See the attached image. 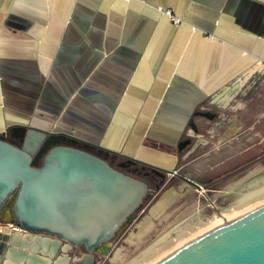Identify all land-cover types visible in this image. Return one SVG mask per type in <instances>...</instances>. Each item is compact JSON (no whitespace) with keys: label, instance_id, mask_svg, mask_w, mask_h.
Returning a JSON list of instances; mask_svg holds the SVG:
<instances>
[{"label":"crops","instance_id":"1","mask_svg":"<svg viewBox=\"0 0 264 264\" xmlns=\"http://www.w3.org/2000/svg\"><path fill=\"white\" fill-rule=\"evenodd\" d=\"M216 116L230 154L255 155L264 0H0L1 136L62 133L166 174L218 133Z\"/></svg>","mask_w":264,"mask_h":264},{"label":"water","instance_id":"2","mask_svg":"<svg viewBox=\"0 0 264 264\" xmlns=\"http://www.w3.org/2000/svg\"><path fill=\"white\" fill-rule=\"evenodd\" d=\"M14 129L18 143L0 135V207L6 202L16 225L11 232L0 230V264H70L67 253L52 261L60 240L50 245L40 240L42 232L83 244L87 253L72 264L85 263L93 258L94 246L129 223L156 191L145 179L77 146L73 137L33 127ZM156 264H264V202Z\"/></svg>","mask_w":264,"mask_h":264},{"label":"rangeland","instance_id":"3","mask_svg":"<svg viewBox=\"0 0 264 264\" xmlns=\"http://www.w3.org/2000/svg\"><path fill=\"white\" fill-rule=\"evenodd\" d=\"M216 118L218 122L211 126L218 133L202 137L187 163L147 196L97 264H132L151 248L153 257L143 261L156 264L224 222L220 212H229L230 219L264 202V141L256 145L255 155H232L233 140L220 139L229 124ZM169 189H174L175 198L158 212H152V207ZM145 219L149 225L140 231L139 225ZM177 233H183L179 239ZM118 252L120 260L115 262L113 258Z\"/></svg>","mask_w":264,"mask_h":264},{"label":"flooded vegetation","instance_id":"4","mask_svg":"<svg viewBox=\"0 0 264 264\" xmlns=\"http://www.w3.org/2000/svg\"><path fill=\"white\" fill-rule=\"evenodd\" d=\"M5 138L13 141L14 143L19 142L18 138L16 137V134H13V133L6 135ZM77 146H80L86 150L93 152L91 150V147L81 143L80 141L77 142ZM93 153H95V152H93ZM96 154L105 158L116 169L123 171L125 173H128V174H131V175L145 179V181H147L149 186H150V182H149L150 177L151 178L152 177L153 178H156V177L157 178H159V177L163 178V177H165V175L169 176V173L172 172V171H168L165 174V172H163L159 169H155L159 173L163 174V175H159V174L154 172V169L152 167H148V166L143 167V165H139L137 163L136 164L130 163L128 161V158L118 159L114 156H105L104 154H100V153H96ZM40 163H41V159L39 160L38 164H40ZM8 210L9 209H8L7 204L5 202L2 205V207H0V223H10L9 226H15L16 227L15 220L13 219L11 213H9ZM126 225H127V223L122 224L110 239L103 241V242H100L99 244L95 245L93 248V251L91 252L93 255V258L91 260H88L85 263H84V261H81L80 264H97L99 257L103 256L105 253H107L109 251L111 240L114 237H116L118 235V233L120 232V230L123 229ZM38 234H39L40 240L46 239V240H48V242H50V245L54 244L55 241L60 240V245L57 249V253H56L55 257L52 258L53 262L56 260L57 257H59V256L63 257L64 253H67L71 258L70 259L71 261L69 263L70 264L77 263L76 259L83 257V255L87 253L86 247L83 244H75L73 242H69L67 240L62 239L59 235L49 234L47 232H42V233H38ZM34 235H35V233H33V236ZM63 248H65V252L63 251Z\"/></svg>","mask_w":264,"mask_h":264},{"label":"bare ground","instance_id":"5","mask_svg":"<svg viewBox=\"0 0 264 264\" xmlns=\"http://www.w3.org/2000/svg\"><path fill=\"white\" fill-rule=\"evenodd\" d=\"M174 189H169V190H167L166 192H164L163 194H162V196H161V198L159 199V201L152 207V209H151V211L152 212H154L155 213V211H157L158 212V210H160V209H162L163 207H165L167 204H170V200L171 199H174L173 198V195H174V191H173ZM177 195V194H176ZM172 201V200H171ZM242 205V204H241ZM228 210H230V209H228ZM231 212V211H230ZM229 213V212H228ZM227 211L226 210H224V211H222V212H220V216L222 217V220H224V221H226V220H228L229 218H228V216H227ZM151 215V214H150ZM147 220L145 219V220H143V222L139 225V229H140V231H144L147 227H146V225L148 226L149 225V223H147ZM223 223V222H222ZM221 224V223H220ZM186 231V230H185ZM182 232V231H181ZM140 234V233H139ZM178 234V233H177ZM182 234L183 233H181V234H178V239H179V237L180 236H182ZM166 245H169V243L167 242L166 243ZM165 245V246H166ZM152 251H154V250H152V248H151V250H148L147 252H145V253H143V256L140 258V256H139V258L140 259H137L135 262H132V264H144L145 262L144 261H146V260H149V258L150 257H153L152 255H153V253H152ZM173 252V251H172ZM170 254V253H169ZM168 254V255H169ZM142 255V254H141ZM119 252L117 253V254H115V256H114V258H113V261H115V262H117L118 260H120L119 259ZM144 260V261H143ZM134 261V260H133ZM120 262V261H119ZM129 264H131V263H129Z\"/></svg>","mask_w":264,"mask_h":264},{"label":"built area","instance_id":"6","mask_svg":"<svg viewBox=\"0 0 264 264\" xmlns=\"http://www.w3.org/2000/svg\"><path fill=\"white\" fill-rule=\"evenodd\" d=\"M173 21H174L175 23H177V22H179V19L176 18V17H175V18L173 17ZM175 172H176V171L173 170L172 172L169 173V176H172L173 174H175Z\"/></svg>","mask_w":264,"mask_h":264}]
</instances>
